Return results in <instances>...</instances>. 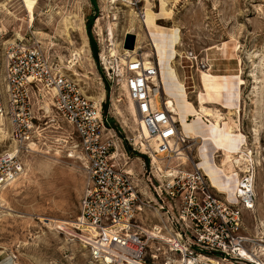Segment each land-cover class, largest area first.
Masks as SVG:
<instances>
[{
  "label": "rangeland",
  "instance_id": "1",
  "mask_svg": "<svg viewBox=\"0 0 264 264\" xmlns=\"http://www.w3.org/2000/svg\"><path fill=\"white\" fill-rule=\"evenodd\" d=\"M146 9L154 15L155 28L149 27V32L141 23ZM106 34L111 50L112 42L121 44L126 34H133V45L140 47L139 52H151L158 58L159 79L172 67L186 87L192 110L206 102L202 96L207 101L216 100L213 92H205L203 73L206 84L215 85L220 92L229 86L227 79L231 81V90L238 98L231 104L237 108L208 103L223 114L220 129H214L201 115L188 116L187 122L207 119L208 132L211 129L219 148L225 145V150L232 152L240 141L244 150L251 152L252 161L236 156L234 175L223 179L218 170L222 151L212 141H201L203 138L190 132L187 136L194 138L185 143L186 154L182 161L173 157L170 168L182 164L189 170L192 161L200 162L205 172L217 176L226 188L219 191L230 202H234L239 178L251 173L253 206L242 209L243 219L247 233L264 232V0H0L1 59L14 43L40 46L81 92L100 106L118 150L128 157L127 167L132 169L136 188L145 190L142 165L148 169L149 158L130 145L139 135L138 121L120 85L108 81L98 64L97 53ZM149 37L153 44H159L158 57ZM201 83L203 95H199ZM164 89L162 84V99ZM228 117L235 121L234 127L228 125ZM34 130V144L20 154L19 176L0 194V264L7 260L9 264H91L86 250L68 233L69 228H58L61 223L70 225L78 211L83 183L78 141L48 103L35 110ZM204 142L210 143L209 154L213 152L217 164L207 160L203 149L200 161L198 148ZM11 148L8 124L0 119V152ZM150 150L146 146L143 152ZM157 160L164 173L166 162ZM245 167L248 172L241 170Z\"/></svg>",
  "mask_w": 264,
  "mask_h": 264
},
{
  "label": "built area",
  "instance_id": "2",
  "mask_svg": "<svg viewBox=\"0 0 264 264\" xmlns=\"http://www.w3.org/2000/svg\"><path fill=\"white\" fill-rule=\"evenodd\" d=\"M108 38L98 64L108 81L124 86L140 123L158 139L160 150L150 146L148 152L136 140L130 143L149 158L148 169L142 165L145 190L136 188L100 106L40 46L14 43L0 57V119L8 124L13 148L0 152V194L19 176L20 154L34 144L35 110L48 103L78 141L82 191L75 219L64 230L69 228L91 264H264V232L247 233L242 214L253 206V176L239 178L230 202L197 162L189 170L182 164L170 168L173 157L182 161L189 138L165 100L154 106L157 59L130 55L122 43L114 53ZM152 154L166 162L164 173Z\"/></svg>",
  "mask_w": 264,
  "mask_h": 264
},
{
  "label": "bare ground",
  "instance_id": "3",
  "mask_svg": "<svg viewBox=\"0 0 264 264\" xmlns=\"http://www.w3.org/2000/svg\"><path fill=\"white\" fill-rule=\"evenodd\" d=\"M141 23H142V26L146 29V31H148L149 32V27L151 28H155V23H154V15H153V13H152V11H151V9H146L145 11H144V13H143V17H142V20H141ZM152 32H153V30H151ZM149 39L151 40V45H152V47H153V49H154V51H155V55H157V56H155V57H158L159 56V53H160V47H159V44H157V43H154L153 44V41H152V39L149 37ZM174 40V39H173ZM175 41L177 42V39H175ZM108 44L110 45V41H108ZM112 45L114 46V50L112 49V52H114V53H116V52H118L119 50H120V48L122 47L121 46V44H119V43H113L112 42ZM113 46H112V48H113ZM138 47V46H137ZM110 49H111V45H110ZM139 49H140V47H138V48H136V46L134 47V45H133V47L132 48H130V49H128V48H122V50H124L125 52H128L130 55H131V52L132 53H140V54H142L143 56H145V57H149V56H151V52L150 53H148V54H144L143 52H139ZM153 54H154V52H153ZM157 59V65H158V58H156ZM158 72H159V68H158ZM158 77H160V75L158 74ZM177 77V75H176V73H175V70L172 68V67H169L168 68V72H167V75L165 76V77H163L162 79H157L156 81H155V83L157 84H159V87H160V90H158L157 88H155L154 89V91H153V95H154V106L157 108V109H159L160 108V100L159 99H162V96H161V94H162V84H163V87L165 88L164 90V93H163V95L165 96V99H163V100H165L166 101V105L168 106V108H169V110L172 112V117L178 122V125H179V129L180 128H182L183 130H184V122H186L185 121V117H181V113L182 112H186V111H183V110H181L182 112L180 113V111H179V106H181V105H177V103H176V101H175V99L173 98V97H177V95H180V97H182V99L181 100H183L182 102L184 103V104H182V105H185V106H187L188 108H190L191 109V106L188 104V102H187V98H186V90H185V87H184V85H183V83H181V82H179L178 81V79L176 78ZM201 78H202V83H203V86H204V88H205V92H206V94H210L211 92H213L214 94H215V98H219L220 96H221V92L216 88V86L215 85H207L206 84V80L205 79H207V75L206 74H202L201 75ZM171 83H174L173 85L174 86H176L177 85V87H179V89L181 90V94L180 93H177V94H175V96H173V97H171L172 96V92H175V91H172V89H173V87H172V89H170L169 88V85L171 86ZM122 86V90L124 91V93L126 94V91H125V88H124V86L123 85H121ZM174 90V89H173ZM127 95V94H126ZM175 97V98H176ZM179 97V96H178ZM127 98H128V96H127ZM128 100H129V106H130V111H131V114H132V116H134L135 117V119H136V121H138V125H139V129H140V132H139V135H137V137H135V139L134 140H137L140 144H141V146H140V150L141 151H143V150H145V148H146V146H151V148H153L154 149V147H158L159 148V146H158V139L156 138V136H154L153 134H151L150 132H149V130L148 129H146L141 123H140V117H139V115H137L136 114V112H135V109H134V106H133V103H132V101L128 98ZM177 100V99H176ZM180 100V101H181ZM180 101H178V102H180ZM209 101H212V100H209ZM181 102V103H182ZM208 103H210V102H203V103H200L199 104V106L197 107V109L195 108V109H191V115L193 116V117H198V115H201L202 117H205V118H207V119H209L211 122H212V126H213V128L214 129H216V130H218V129H220V125H221V123H222V121H223V119H222V115L223 114H221L220 113V111L219 110H216V109H209L208 107H206V104H208ZM182 109V108H181ZM189 112H190V110H188ZM187 111V112H188ZM230 111V110H229ZM225 120H227L228 121V125H230L231 127H234L235 126V121L233 120V118H231V117H228V119H226L225 118ZM184 121V122H183ZM186 125V124H185ZM190 127V126H189ZM186 128V127H185ZM182 129H180V131L182 130ZM185 131V130H184ZM189 131V130H188ZM209 136L208 137H205V138H203L204 136H202V138L203 139H201V141L202 140H210V141H212V143L215 145V147H217V149H220L221 151H222V154H221V160H220V163H219V165H218V170H219V172H220V174H222L223 176H224V178L225 179H231V177H232V175H234V172H232V167H233V161H234V159H235V157L236 156H238V155H240L239 156V158H241L244 162H251L252 161V159H251V152H248V150H244V149H246V147H245V144H243L242 142H240V141H238V142H236L235 143V150L234 151H232V152H227L226 150H225V145H221L222 147L221 148H219V145H218V143H216V141L213 139V132L211 131V129H209ZM183 133V132H182ZM185 133V132H184ZM183 133V135L185 136V137H187V138H189L190 139V137H188L187 136V131H186V133L184 134ZM189 133V132H188ZM197 133V132H196ZM196 135V134H195ZM198 135V134H197ZM200 136V135H199ZM207 136V135H206ZM198 137V136H197ZM198 138H200V137H198ZM223 138L224 139H227V134H224L223 135ZM200 140V139H199ZM146 142V143H145ZM170 144H171V142H170ZM230 144H233V141L231 140L230 141ZM159 150H160V148H159ZM152 157L154 158V160H157L158 158H157V155H155V154H152ZM185 159V158H184ZM240 159V160H241ZM236 160V159H235ZM158 161V160H157ZM206 162V161H205ZM204 162V163H205ZM202 163V162H201ZM159 165V164H158ZM247 167H245V168H243V169H241V170H245ZM247 170H245L244 172H246ZM248 172V171H247ZM236 173V172H235ZM206 174H207V176H208V178H209V180H210V182H211V184L215 187V188H217L218 190H225L226 188H224L223 187V184H221V182L220 181H218L217 180V176L216 175H213L211 172H209V171H207L206 172ZM249 175H251V173L249 174ZM248 177V176H247ZM217 181V182H216ZM223 182V181H222ZM239 182H240V180H239ZM238 185H239V183L236 185V189H235V192H234V198H233V200H234V202H235V199H236V192H237V190H238ZM246 186H247V188H248V184H246ZM1 203V202H0ZM51 222L52 223H55V221H53V220H51ZM64 224L66 225V224H68L69 225V223H61L59 226H58V228L59 229H61V228H63L64 229ZM64 231V230H63ZM10 263V260L8 261H6V262H3L2 264H9Z\"/></svg>",
  "mask_w": 264,
  "mask_h": 264
},
{
  "label": "crops",
  "instance_id": "4",
  "mask_svg": "<svg viewBox=\"0 0 264 264\" xmlns=\"http://www.w3.org/2000/svg\"><path fill=\"white\" fill-rule=\"evenodd\" d=\"M158 68H159V65H158ZM160 69V68H159ZM214 75H216V76H221V75H218V74H214ZM229 76H231V75H229ZM224 77V76H223ZM228 78V77H227ZM228 80V82H229V86L227 87V88H225L224 90H222L221 91V96L219 97V98H216V100H212V101H207V97L206 96H202V98H204L207 102H211V103H209V104H211V105H220V106H225V107H228L227 109H229V108H237L236 106H233L232 107V99L233 98H236V99H238L237 98V96L235 95V92L234 91H232L231 90V81L229 80V79H227ZM179 81V80H178ZM180 82V81H179ZM174 83H172V85L170 86L169 85V88L170 89H172V87L174 86L173 85ZM184 85V84H183ZM185 86V85H184ZM186 88V87H185ZM174 89V90H173ZM173 89H172V91H175V92H172V96L171 97H173V96H175V94H177V93H180L181 94V90L179 89V87H177V85L176 86H174L173 87ZM175 93V94H174ZM203 95L204 94V91H203V87H202V83H201V92L199 93V95ZM199 95H198V98H196V99H198V103H199ZM224 95H225V100H223V98H224ZM179 96V97H178ZM176 97V96H175ZM175 97H173L174 99H175V101H176V103H177V105L179 104V105H181V106H179L178 108H179V111H180V113L182 112L181 110H183V111H188V110H190V112L188 111H186L185 113L184 112H182L181 113V117H185L184 119H185V121L186 122H184L183 124V128H184V130L182 129L181 130V132H185L186 133V131H187V134H188V132L190 133V132H194V134H198V135H196V136H198V137H200V138H202V136H204L203 138H205V137H208L209 136V132H208V124H209V122L207 121V119H205V118H203L202 120L200 119V121L198 120V119H195V121L193 120V123H192V121L190 122V123H188L187 122V120H188V116H191V109L190 108H188L187 106H185V105H182V104H184L182 101L183 100H181L182 99V97H180V95H177V97L175 98ZM177 99V100H176ZM187 99H188V93H187ZM181 100V101H180ZM178 101H180V102H178ZM182 102V103H181ZM197 103V104H198ZM209 104H206V107H208L209 109L211 108V109H216V110H219L217 107H209L208 105ZM194 105V104H193ZM195 106H198V105H195ZM194 107V106H193ZM182 108V109H181ZM191 113V114H190ZM193 118V117H192ZM197 122V123H196ZM192 123V124H191ZM186 124V125H185ZM189 124H191V125H189ZM190 126V127H189ZM186 127V128H185ZM189 130V131H188ZM197 132V133H196ZM184 133V134H185ZM200 135V136H199ZM207 135V136H206ZM190 138H194L192 135H190ZM209 145H210V143L209 142H204V143H202L200 146H199V148H198V150H199V158H200V161L202 160V156H201V152H202V149L205 151V154L207 155V160L208 161H210V162H215V159H214V154H213V152L211 153V155L209 154ZM213 154V155H212ZM217 156H219V155H217ZM200 163V162H199ZM199 163H198V165H199ZM216 163V162H215ZM217 164V163H216ZM219 164V163H218ZM203 170H204V168H203ZM204 172H205V170H204ZM206 173V172H205ZM224 176H222V178H223ZM223 179H225V178H223ZM222 179V180H223ZM234 179L235 178H233L232 180H231V182L232 181H234ZM231 182H230V184H231Z\"/></svg>",
  "mask_w": 264,
  "mask_h": 264
},
{
  "label": "water",
  "instance_id": "5",
  "mask_svg": "<svg viewBox=\"0 0 264 264\" xmlns=\"http://www.w3.org/2000/svg\"><path fill=\"white\" fill-rule=\"evenodd\" d=\"M133 41H134V36L133 34H126L124 40H123V43H122V46L124 48H132L133 47Z\"/></svg>",
  "mask_w": 264,
  "mask_h": 264
}]
</instances>
